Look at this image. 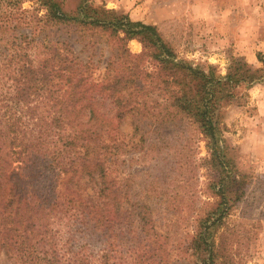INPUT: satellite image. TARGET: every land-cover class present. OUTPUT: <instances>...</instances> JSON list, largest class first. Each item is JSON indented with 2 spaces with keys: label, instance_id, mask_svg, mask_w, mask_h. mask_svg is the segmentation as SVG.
Instances as JSON below:
<instances>
[{
  "label": "trees",
  "instance_id": "trees-1",
  "mask_svg": "<svg viewBox=\"0 0 264 264\" xmlns=\"http://www.w3.org/2000/svg\"><path fill=\"white\" fill-rule=\"evenodd\" d=\"M42 4L43 29L56 28L65 38L45 37L44 56L36 63L30 56L20 59L11 76L12 90L5 102L0 99V257L11 264H119L110 262L118 246L111 235L132 233L136 224L140 236L150 235L153 221L143 213V206L125 209L128 193L119 173L122 155L130 151L127 147L139 143L122 140L119 126L136 112L150 113L141 101L150 86L166 99L154 107L158 112L152 116L153 124L159 128L169 121L189 120L212 144L210 162L223 174L216 182L221 201L206 212L191 240L200 262L231 264L221 256L223 243L217 242L216 229L231 205L243 198L245 176L234 172L218 148L214 115L221 80L179 60L154 25L130 21L86 2L73 15L59 0H42ZM94 32L115 39V56L120 60L116 67L109 59L102 76L93 74V62L80 60L72 45L83 40L92 47L97 44L91 38ZM134 39L143 45L137 55L127 47ZM147 60L152 70L140 64ZM237 76L238 72H230L228 79ZM107 100L115 111L108 120L98 106ZM130 125L133 138L140 127L134 119ZM59 179L62 183H57ZM236 184L235 197L228 200ZM59 217L67 222V236L53 227V219ZM91 238L103 246L97 258L88 248ZM135 253L134 264H144L143 256L145 261L155 258L149 248Z\"/></svg>",
  "mask_w": 264,
  "mask_h": 264
},
{
  "label": "rangeland",
  "instance_id": "rangeland-1",
  "mask_svg": "<svg viewBox=\"0 0 264 264\" xmlns=\"http://www.w3.org/2000/svg\"><path fill=\"white\" fill-rule=\"evenodd\" d=\"M59 1L72 15L86 2L130 21L154 25L179 60L203 70L215 81L221 80L222 92L217 95L214 115L218 148L234 166V172L245 176V194L226 211L217 226L216 239L223 243L221 256L228 263L264 264V0ZM45 12L42 0H0V99L4 102L12 90L11 76H15L18 61L30 56L38 62L44 56L47 36L53 40L65 38L56 28L49 32L43 29ZM93 34L91 38L97 44L92 47L83 40H75L72 45L80 60L93 62V74L102 76L109 59L120 66L115 56L117 44L108 34ZM127 47L133 55L143 50L136 39ZM140 64L152 70L148 60ZM241 65L243 70L239 69ZM230 72L239 76L228 79ZM228 94L231 98L222 99ZM165 100L156 87L147 86L141 101L150 113L136 112L119 126L122 140L139 141L137 146L127 147L130 151L122 155L124 161L119 165L128 193L125 209L131 211L135 204L142 205L154 227L148 226L147 236L144 232L139 235L137 224L132 233L125 230L118 237L111 235L110 240L118 245L111 252V263L134 264V253L149 248L155 258L145 261L147 256H143L144 264H204L191 235L199 229L206 212L220 203L216 182L223 174L210 162V140L191 121H169L159 128L153 124L152 116L158 112L154 107ZM98 106L107 120L112 119L115 111L110 100ZM133 119L138 121L140 131L131 138ZM237 188V184L231 187L228 200L235 197ZM59 218L53 219V227L67 236V222ZM88 243L97 258L102 243L96 238ZM0 264L11 262L1 255Z\"/></svg>",
  "mask_w": 264,
  "mask_h": 264
}]
</instances>
